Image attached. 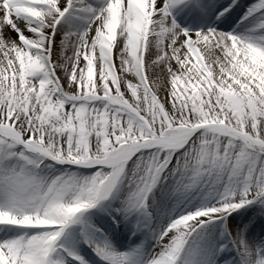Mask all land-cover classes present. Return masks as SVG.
I'll list each match as a JSON object with an SVG mask.
<instances>
[{
  "label": "snow or ice",
  "instance_id": "1",
  "mask_svg": "<svg viewBox=\"0 0 264 264\" xmlns=\"http://www.w3.org/2000/svg\"><path fill=\"white\" fill-rule=\"evenodd\" d=\"M0 264H264V0H0Z\"/></svg>",
  "mask_w": 264,
  "mask_h": 264
}]
</instances>
